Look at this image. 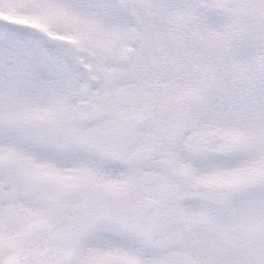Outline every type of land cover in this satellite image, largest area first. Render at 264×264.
Instances as JSON below:
<instances>
[{"label":"snow or ice","instance_id":"obj_1","mask_svg":"<svg viewBox=\"0 0 264 264\" xmlns=\"http://www.w3.org/2000/svg\"><path fill=\"white\" fill-rule=\"evenodd\" d=\"M0 264H264V0H0Z\"/></svg>","mask_w":264,"mask_h":264}]
</instances>
